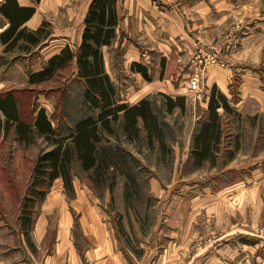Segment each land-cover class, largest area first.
Masks as SVG:
<instances>
[{"label": "rangeland", "instance_id": "374dc122", "mask_svg": "<svg viewBox=\"0 0 264 264\" xmlns=\"http://www.w3.org/2000/svg\"><path fill=\"white\" fill-rule=\"evenodd\" d=\"M88 1L68 0L51 10L48 14L53 19H60L57 24L59 27L54 33L53 25L47 22L49 26L44 27L43 33L45 35L49 32V38L42 40L52 42L55 40L53 34L69 33L71 48L77 50L79 28L85 26ZM153 1L160 8L166 9V5L177 3L178 0ZM223 1L225 0H216L219 8L213 7L209 14L204 12L202 15L205 26L195 29L204 30V34L209 38L204 37L205 35L197 37L194 47L190 38L177 36L175 45L162 47L163 51L169 53L171 60L182 55L183 51L192 53L188 67L183 68L185 78L182 81L180 76L174 82L176 85L182 83L187 89L185 110L177 107L173 113H169L163 94L150 98L159 122L162 123L164 142L155 136L151 144L144 131L138 136L134 134V138L128 137L123 124L118 126L116 134L110 138L114 145H120L137 159V162L130 163L135 167L139 181L138 190L131 187L132 189L127 191L126 176L120 169L115 173L110 169L103 177H99L97 170L85 171L78 160L74 159L70 164L73 188H66L64 181L57 178L48 188L46 197L37 202L33 218H41L40 223L50 227L49 235L53 242L56 228H61L60 240L55 245L57 257L58 250L62 251L63 264H91V256H87L90 259H85L87 253L93 250L97 253L107 250L111 244L105 247L106 242L99 240L97 232H94L97 222L104 225L109 223L113 249L121 252L135 251L137 255L141 247H147L145 240L150 236L160 238V235L168 230L186 231L188 220L193 215L192 211L186 213L189 207L185 204L186 197L201 195L200 191L207 181L219 178L222 167L227 164H248L254 170L259 160H264V115L249 116L239 112L229 114L223 108L219 109L223 134L221 151L214 160H204L201 166L194 164L192 158L195 133L207 117V110L202 112L200 108L192 107L188 100L211 94L212 81L216 77L213 73L217 66L230 73L229 81L234 93L240 92L239 82L241 84L243 79L247 81V91L255 83H259L264 91V0H230L234 6L232 8L220 6ZM67 10L71 16L75 13L73 19L68 17ZM176 14H173L176 22L172 31L174 35L179 30ZM179 14L184 15L186 22L193 25L196 22H192L191 16L197 18L199 13L186 11ZM201 20L194 21H199L200 25ZM126 29L128 31H121L119 39H116L112 46L103 47L105 67H108L111 77L116 80L119 95L121 91L125 93L131 88L138 90L141 86L132 75V68L127 65V59L135 54L133 51L129 52L128 42L137 45L134 47L142 53L146 51L151 58H159V55H162L157 51L158 48L150 47L145 30L142 32L139 26L134 29L133 25ZM124 39H127V45L122 47ZM53 42L50 50H43L42 46L32 47L27 42L20 41L16 48L8 51L0 44V93L13 92L17 95L23 116L27 120H31L38 109L44 108L57 129L56 135L62 137L69 135L76 121L89 115L91 110L81 96L83 82L77 79L78 68L75 62L61 68L42 84H29L30 74L41 70L39 68L43 58L57 53L66 43V39L59 37ZM216 43L223 44L225 53L222 61L226 66L207 65V55L199 56L201 46ZM175 68L176 65L173 64L169 70ZM246 73L247 77H244ZM194 76H200V86L195 89L191 87ZM56 135H35L30 141H19L15 128H7L5 116L0 110V223L9 228H15L19 223L22 205L32 194L33 171L37 158L41 153L53 148ZM186 155H189L188 160L182 165ZM238 172L240 170H225L222 175H239ZM127 193L130 195L127 196ZM205 217L212 225L218 226L215 217L210 220L204 212L198 214L195 220L202 225L203 221H206ZM250 231L251 237L262 239L264 222L253 224ZM214 241L215 236L210 235L207 238H197L193 244L200 246ZM165 243L162 239L157 240L158 246ZM55 245L53 243L52 248H55ZM150 245L151 242L148 246ZM48 247L49 245H42L38 251H34L32 264L44 260V254L51 252Z\"/></svg>", "mask_w": 264, "mask_h": 264}, {"label": "crops", "instance_id": "0c3cea01", "mask_svg": "<svg viewBox=\"0 0 264 264\" xmlns=\"http://www.w3.org/2000/svg\"><path fill=\"white\" fill-rule=\"evenodd\" d=\"M3 1L0 0V6L3 4ZM17 1L22 7L36 8L35 14L24 24V27L28 30H36L42 23L49 22L53 25L54 33H56L55 31L59 27L57 24L60 22V19H53L48 13L68 0ZM91 1H88V5ZM215 1L178 0L177 3L166 5V9H163L157 6L153 0H118L119 25L117 26L116 39H119L121 31H128L126 27L133 25L134 29H138L139 26L142 32L145 30L150 47L158 48L159 50L157 51L162 53V55H159V58H151L145 53L146 51L142 53L137 47H134L137 45H131L132 42H128L129 52L133 51L135 54L130 59H127V65L130 68L133 62L146 65L149 68L151 79L148 81L139 72L132 70V75L139 81L141 86L138 90L131 88L127 89L125 93L121 91L120 98H122V102H126L132 106L143 99H150L156 94H165L173 99L186 97L187 100V89L182 86V83L176 85L174 82L180 76L182 77V81L185 78L184 69L188 67L192 53L183 51L182 55L171 60L169 53L163 51L162 47L175 45L174 41L177 36L178 38H190L192 40L191 44L195 47V39L197 37L207 36L204 34V30L195 31V29H201V27L205 26L203 23L204 15H202L204 12L209 14L213 7L219 8ZM220 6L223 8L234 7L230 0L221 2ZM186 11L198 12L200 14L197 15V18L191 16L192 22H196L195 24L192 25L191 22L189 24L186 22V18L183 17L184 15L180 16V12L186 13ZM68 13V17L73 19L75 13L72 16L70 15V11ZM174 13H177L176 18L179 25V30L175 35L172 34V31L176 27ZM84 16H82V20ZM194 20H201L200 25L198 24L199 21ZM8 26V20L0 13V34ZM84 27L83 25L79 28L78 47L82 42L81 36ZM70 36L71 34L69 33L61 32L58 35L53 34L52 37L55 39L53 41H57L59 37H65L66 43L60 47L57 53L43 58L39 69L42 70L47 60L59 54L63 47L66 45L72 46L71 40L68 39ZM207 38L209 37L207 36ZM53 41L46 42L48 44L43 47V50H50V45L54 43ZM126 42L127 39L122 40V47L127 45ZM173 64L176 65V68L170 71L169 68ZM107 68L106 71L116 86V80L111 77ZM224 72L226 73L224 74ZM213 74L216 75L212 81L213 87L216 86V88L223 92L229 98L230 105L239 113L242 115L248 114L249 116L264 115V91L261 89L259 83L253 84L252 88L247 91V81L243 79L241 84L239 82L240 88L239 86L237 87L239 88L238 92H240L236 94L230 86L229 72L217 66ZM243 76L247 77V73ZM210 95H204L203 98L198 99L189 98L188 103L190 102V105L192 104L194 108H200L202 112L206 111L209 108ZM235 96L237 97L236 101H234ZM189 144H191L190 140ZM188 157L189 155H186V159L183 160L182 165L186 163ZM233 169L240 170L237 173L239 175H234L233 173H229L230 176L228 174L227 176L222 175L223 171H233ZM221 170L223 171L220 172L219 178L207 181L202 191H200L201 195L186 197L185 204L189 206L186 213L191 211L193 213L192 218L188 220V228L186 231L173 230L169 232L168 230L162 233L160 238L150 236L145 240L147 247H141L142 249H140L141 251H137L140 252L137 255L135 251L127 250L126 252H121L118 249H113L114 246L111 243L112 238L110 237L112 234H109V223L104 225L95 222L94 232H97L96 235L100 238L99 240L106 242L105 247L109 243L111 247L108 246L104 252L97 253L93 250L85 255V259L92 258L93 262L91 264H264V237L262 239H255L250 235L252 234L250 228L253 224L264 222V160H259L254 170L248 164H227ZM201 212L207 214L210 220L215 217L218 226L212 225L207 217H205L206 221H203L202 225L197 222L195 218ZM40 222L41 218L33 220V226L29 230L28 235L25 234L21 226L20 217L19 223L15 228H9L4 223H0V264H32V254L34 251H38L42 245H49L48 249L51 252H48L46 255L44 254V260H37L38 264L64 263L61 258V249L59 248V256L57 257L56 248L57 242L60 240V234L62 233L61 228L53 229L56 232H54L56 237L53 242L49 235L50 227ZM67 227L70 228L69 225ZM210 235L215 236L214 243H207L206 245L203 244L200 246L193 244V241L197 238H207ZM160 239L163 242L166 241V243L158 246L157 240ZM150 242L151 245L149 247ZM53 243L54 245L56 244L55 248H52ZM87 256L91 257L89 258ZM79 264L84 263L80 262Z\"/></svg>", "mask_w": 264, "mask_h": 264}, {"label": "trees", "instance_id": "16d2710c", "mask_svg": "<svg viewBox=\"0 0 264 264\" xmlns=\"http://www.w3.org/2000/svg\"><path fill=\"white\" fill-rule=\"evenodd\" d=\"M117 3L118 0H92L84 19L82 42L77 50L73 51L66 45L59 54L47 60L42 70L29 76V84H42L61 68L75 62L78 68L77 79L83 82L81 96L91 113L76 121L69 135H56L57 129L44 108L38 109L35 116L27 120L23 116L18 96L13 92L0 93V110L5 116L7 128H15L19 141H30L35 135H56L53 148L41 153L37 158L33 171L32 194L22 205L20 221L26 235L33 226L37 202L46 197L53 181L61 178L66 188H73L70 164L74 159L78 160L85 171L97 170L99 177H103L110 169L113 173L120 169L126 176L127 191L132 188L138 190L139 181L135 167L130 163L137 162V159L120 145H114L110 139L116 134L118 126L123 124L128 137L134 138V134L138 136L144 131L151 144L155 136L164 142L162 123L159 122L153 102L147 98L132 106L122 102L114 82L106 71L103 47L112 46L116 40L119 25ZM35 12V7H22L17 0L3 1L0 13L9 22L7 29L0 34V43L6 47L5 50L16 48L20 41H25L32 47L43 48L47 44L42 39L49 38V32L45 35L43 33L44 27L49 26V23H42L36 30L24 27ZM131 66L132 70L139 72L144 79H151L146 65L133 62ZM163 96L167 100L166 108L169 113H173L177 107L185 110V97L173 99L165 94ZM236 100L235 96L234 101ZM208 106L207 117L195 133L192 148V158L197 166H201L204 160H214L221 151L223 134L219 109L223 108L229 114L238 112L230 105L229 98L216 86L211 90ZM129 195L127 193V196Z\"/></svg>", "mask_w": 264, "mask_h": 264}, {"label": "built area", "instance_id": "2783aa9c", "mask_svg": "<svg viewBox=\"0 0 264 264\" xmlns=\"http://www.w3.org/2000/svg\"><path fill=\"white\" fill-rule=\"evenodd\" d=\"M199 50H200L199 56L203 54L204 57H206L207 55L205 59L207 65L216 66L217 64V65L226 66V63L222 61L223 53H225L223 44L221 43L219 44L216 43L214 45L204 44V46H201ZM204 51H206L207 53H204ZM192 78L193 79L191 81V87L195 89L200 86V76H194Z\"/></svg>", "mask_w": 264, "mask_h": 264}]
</instances>
